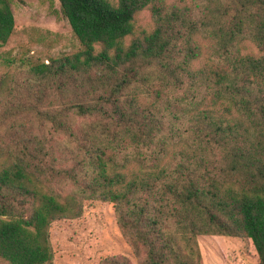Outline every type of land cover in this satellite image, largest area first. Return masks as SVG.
Returning a JSON list of instances; mask_svg holds the SVG:
<instances>
[{"label":"trees","instance_id":"16d2710c","mask_svg":"<svg viewBox=\"0 0 264 264\" xmlns=\"http://www.w3.org/2000/svg\"><path fill=\"white\" fill-rule=\"evenodd\" d=\"M58 1L80 50L0 80V257L52 264L51 225L94 200L139 264H202L211 235L264 264V0ZM15 25L0 0V47Z\"/></svg>","mask_w":264,"mask_h":264},{"label":"rangeland","instance_id":"374dc122","mask_svg":"<svg viewBox=\"0 0 264 264\" xmlns=\"http://www.w3.org/2000/svg\"><path fill=\"white\" fill-rule=\"evenodd\" d=\"M168 6H188L198 13L205 0H166ZM15 30L9 42L0 47V80L12 78L27 70V63L44 62L71 56L80 50L72 29L64 18L58 0H11ZM155 28L152 11L135 18V37H143ZM134 37L127 40L129 45ZM203 51L210 43L196 38ZM246 52L261 54L252 43ZM11 84V83H8ZM55 253L52 264H102L109 258H125L129 264H139L120 230L115 206L110 202L89 200L77 219L54 222L50 229ZM202 264H257L259 256L249 238L223 235L198 238ZM0 264H9L0 257Z\"/></svg>","mask_w":264,"mask_h":264}]
</instances>
